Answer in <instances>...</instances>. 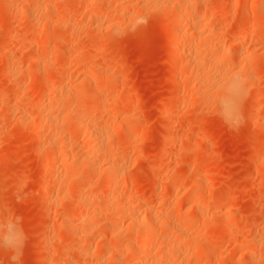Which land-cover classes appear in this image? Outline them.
I'll return each instance as SVG.
<instances>
[{
    "label": "rangeland",
    "instance_id": "1",
    "mask_svg": "<svg viewBox=\"0 0 264 264\" xmlns=\"http://www.w3.org/2000/svg\"><path fill=\"white\" fill-rule=\"evenodd\" d=\"M0 264H264V0H0Z\"/></svg>",
    "mask_w": 264,
    "mask_h": 264
},
{
    "label": "bare ground",
    "instance_id": "2",
    "mask_svg": "<svg viewBox=\"0 0 264 264\" xmlns=\"http://www.w3.org/2000/svg\"><path fill=\"white\" fill-rule=\"evenodd\" d=\"M211 15L207 16V21H210L211 18ZM47 23V22H46ZM50 24V23H48ZM45 26V25H44ZM201 34V33H200ZM42 36V35H41ZM40 36V37H41ZM44 37V36H42ZM41 37V38H42ZM40 39V41H43L44 38H42V40ZM176 38V37H175ZM181 39V38H180ZM176 40V39H175ZM182 41V40H181ZM179 43H176V45H178ZM175 45V46H176ZM179 46V45H178ZM177 47V46H176ZM239 74V71L235 72V73H232V74H229L228 75V78L226 77V84L223 83V86H222V90L220 89V91H222L221 93V97H220V106L223 107L222 111L223 113L225 112L226 114L230 113L231 112V109L233 106H235V103L237 101V99L240 97V95L243 94V85H242V79H240L238 77V74ZM225 78V77H224ZM222 82V81H221ZM219 84V83H218ZM221 86V85H220ZM235 112V111H234ZM232 114V113H231ZM225 115V114H224ZM233 116V115H232ZM229 117V116H228ZM52 122V121H51ZM56 123V122H55ZM63 148V147H62ZM60 151V150H59ZM47 165V164H46ZM147 238V237H146ZM144 239H142V242H143ZM145 241V240H144ZM139 249V248H138ZM137 249V250H138ZM141 249V247H140ZM139 249V250H140ZM138 252V251H137Z\"/></svg>",
    "mask_w": 264,
    "mask_h": 264
}]
</instances>
